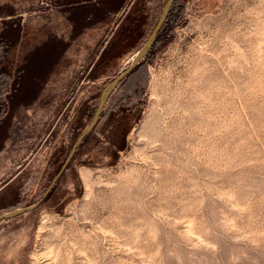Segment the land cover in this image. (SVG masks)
Here are the masks:
<instances>
[{
	"label": "rangeland",
	"instance_id": "obj_1",
	"mask_svg": "<svg viewBox=\"0 0 264 264\" xmlns=\"http://www.w3.org/2000/svg\"><path fill=\"white\" fill-rule=\"evenodd\" d=\"M169 2L0 0V264H264V0H177L77 145Z\"/></svg>",
	"mask_w": 264,
	"mask_h": 264
},
{
	"label": "water",
	"instance_id": "obj_2",
	"mask_svg": "<svg viewBox=\"0 0 264 264\" xmlns=\"http://www.w3.org/2000/svg\"><path fill=\"white\" fill-rule=\"evenodd\" d=\"M175 0H170V2L168 3L165 11L163 12L162 16H161V19L160 21L158 22V25L157 27L155 28V30L153 31L152 35H151V38L150 40L147 41V43L144 45V47L142 48L141 52L139 53L138 55V58L135 59V61L133 62V64L125 71V73H123L121 76H119L115 81L114 83L109 86L105 93H104V96L101 100V104H100V108H99V111L98 113L96 114V117L94 119V122L88 127V129L81 135V137L79 138L78 140V143L77 145L84 139V137L95 127L96 123L98 122L99 120V117H100V114H101V110H102V107L103 105L105 104V102L107 101L109 95L113 92L114 88L122 81V79L127 76L128 74H130L134 68L136 67V65L139 63V59L145 54L147 53V51L149 50L150 46L152 45V42L153 40L155 39V37L157 36L161 26H162V23L164 21V19L166 18L169 10L171 9L173 3H174ZM77 145L75 146V148L77 147Z\"/></svg>",
	"mask_w": 264,
	"mask_h": 264
},
{
	"label": "crops",
	"instance_id": "obj_3",
	"mask_svg": "<svg viewBox=\"0 0 264 264\" xmlns=\"http://www.w3.org/2000/svg\"><path fill=\"white\" fill-rule=\"evenodd\" d=\"M128 76L129 74L125 76L121 82H123L126 78H128ZM8 94H9V100L7 101L4 100L5 102L3 103L2 107H0V128L10 129L13 121H12V118L7 117V115H10V114L15 115V114L20 113V109L22 108V106L17 107L15 106V104H16L17 98L22 94V90H19L16 88L8 92ZM33 96L37 97V95H34V94ZM14 119L15 117L13 118V120Z\"/></svg>",
	"mask_w": 264,
	"mask_h": 264
},
{
	"label": "trees",
	"instance_id": "obj_4",
	"mask_svg": "<svg viewBox=\"0 0 264 264\" xmlns=\"http://www.w3.org/2000/svg\"><path fill=\"white\" fill-rule=\"evenodd\" d=\"M176 1H177V0H175L174 3H173V5H172L173 7L175 6ZM173 7L171 8V10H170L168 16L171 15V11H172ZM167 19H168V18H167ZM160 32H161V30L159 31L158 36H159ZM4 38H5V37L2 35V36H1V40L3 41ZM157 41H158V38L155 40L154 45L157 43ZM153 47H154V46H153ZM138 65H139V64H138ZM138 65H137V66L135 67V69L129 74V76L132 75V74L136 71ZM129 76H128V77H129ZM4 102H5L4 100L0 99V107H2V105H3Z\"/></svg>",
	"mask_w": 264,
	"mask_h": 264
}]
</instances>
